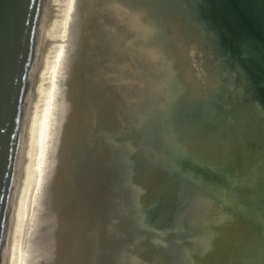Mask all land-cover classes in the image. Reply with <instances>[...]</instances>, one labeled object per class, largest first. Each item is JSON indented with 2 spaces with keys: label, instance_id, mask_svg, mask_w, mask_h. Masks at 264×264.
I'll use <instances>...</instances> for the list:
<instances>
[{
  "label": "water",
  "instance_id": "obj_1",
  "mask_svg": "<svg viewBox=\"0 0 264 264\" xmlns=\"http://www.w3.org/2000/svg\"><path fill=\"white\" fill-rule=\"evenodd\" d=\"M44 1L0 0V264ZM255 141L264 0H98L70 113L69 264H264V177L207 165L232 142L264 171Z\"/></svg>",
  "mask_w": 264,
  "mask_h": 264
},
{
  "label": "bare ground",
  "instance_id": "obj_2",
  "mask_svg": "<svg viewBox=\"0 0 264 264\" xmlns=\"http://www.w3.org/2000/svg\"><path fill=\"white\" fill-rule=\"evenodd\" d=\"M97 3L43 4L1 264H38L53 253L57 238L69 245V209L60 200L67 195L63 167L70 153L71 99L79 74L74 66L76 61L81 65Z\"/></svg>",
  "mask_w": 264,
  "mask_h": 264
},
{
  "label": "rangeland",
  "instance_id": "obj_3",
  "mask_svg": "<svg viewBox=\"0 0 264 264\" xmlns=\"http://www.w3.org/2000/svg\"><path fill=\"white\" fill-rule=\"evenodd\" d=\"M83 24L84 23L81 22L80 27H82ZM41 26H42V24H41ZM79 65H80V63L76 61L75 66H74L75 67V76L78 73V71L80 70ZM77 79H78V77H77ZM73 98H74V95L72 96L71 103H73ZM69 103H70V101H69ZM69 154L67 155V160L65 163L66 165H64V167H63V169L65 168V172H63L64 177H65L63 179V184H64V181L65 182L67 181V184H64L63 190L65 192H67V195H66V193L62 194V197L60 200V205L63 208L65 205H67L66 206L67 209H69V197H70V196H68L70 194V155ZM63 195H65V196H63ZM67 197H68V199H67ZM57 239H58L57 242H54V248H53V253H52L53 255L52 254L48 255L46 258H43L41 260V262L38 264H69V262H68V260H69V245L68 244L66 245L65 243H63V240L61 242L60 238H57Z\"/></svg>",
  "mask_w": 264,
  "mask_h": 264
},
{
  "label": "flooded vegetation",
  "instance_id": "obj_4",
  "mask_svg": "<svg viewBox=\"0 0 264 264\" xmlns=\"http://www.w3.org/2000/svg\"><path fill=\"white\" fill-rule=\"evenodd\" d=\"M199 176H201V177L203 176V177H204L203 173H202V175H198L197 177H199ZM209 177H210V176H209Z\"/></svg>",
  "mask_w": 264,
  "mask_h": 264
}]
</instances>
